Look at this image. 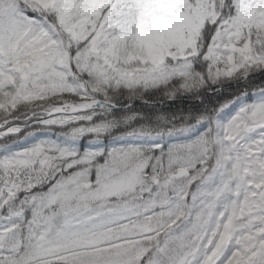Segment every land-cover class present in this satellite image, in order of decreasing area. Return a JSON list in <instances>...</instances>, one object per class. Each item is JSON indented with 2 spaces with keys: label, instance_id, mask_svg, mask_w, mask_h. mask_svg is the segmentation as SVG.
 <instances>
[{
  "label": "snow or ice",
  "instance_id": "6c2138e0",
  "mask_svg": "<svg viewBox=\"0 0 264 264\" xmlns=\"http://www.w3.org/2000/svg\"><path fill=\"white\" fill-rule=\"evenodd\" d=\"M0 264H264V0H0Z\"/></svg>",
  "mask_w": 264,
  "mask_h": 264
},
{
  "label": "trees",
  "instance_id": "16d2710c",
  "mask_svg": "<svg viewBox=\"0 0 264 264\" xmlns=\"http://www.w3.org/2000/svg\"><path fill=\"white\" fill-rule=\"evenodd\" d=\"M231 91H233L232 89H229L228 92L224 93V96H227ZM224 96L221 97H213V100L215 101L216 99H220L222 100L224 98ZM199 100H193V99H189L186 97H181L175 101H171V100H164L163 103L161 104L159 101H157V107L158 108H162L163 111L165 112H170V111H177L179 109H188L190 107H192L194 104H198ZM143 104L142 101H135L134 105L139 107ZM179 114V112H178Z\"/></svg>",
  "mask_w": 264,
  "mask_h": 264
}]
</instances>
